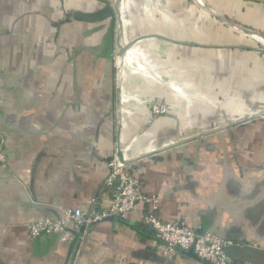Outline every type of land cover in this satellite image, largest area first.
I'll return each mask as SVG.
<instances>
[{"label": "crops", "instance_id": "0c3cea01", "mask_svg": "<svg viewBox=\"0 0 264 264\" xmlns=\"http://www.w3.org/2000/svg\"><path fill=\"white\" fill-rule=\"evenodd\" d=\"M204 2L264 35V0ZM116 19L132 48L115 66ZM261 44L193 0H0V264H209L160 254L146 203L69 244L28 237L63 209L106 207L117 148L160 219L229 241L234 264H264V118L243 122L264 110ZM152 102L167 114L149 119Z\"/></svg>", "mask_w": 264, "mask_h": 264}, {"label": "built area", "instance_id": "2783aa9c", "mask_svg": "<svg viewBox=\"0 0 264 264\" xmlns=\"http://www.w3.org/2000/svg\"><path fill=\"white\" fill-rule=\"evenodd\" d=\"M234 31V30H233ZM252 37L250 35H246ZM130 47L128 50H131ZM113 63L116 66V56L113 53ZM121 75H117L115 83L120 88ZM0 82V111L3 101L1 97ZM120 100L122 95L119 94ZM167 105L160 102L149 103V119L166 115ZM264 115L260 114L258 116ZM109 157V172L104 184L113 187V194L109 204L98 208L95 200L91 201L90 209L84 211L80 208L63 209L61 216L56 220L40 219L28 226V237L35 240L42 236H56L64 243L69 244L73 234L81 229L100 224L109 218L125 219L136 211L140 203L150 206L148 213L140 214L141 221L148 225L155 234L157 251L165 257H173L179 251H193L198 259L209 264H234L227 255V248L231 244L215 233L203 231L198 233L182 221H165L157 215V201L142 193V184L129 170L128 165L119 160L117 151ZM7 166V156L0 147V168Z\"/></svg>", "mask_w": 264, "mask_h": 264}, {"label": "water", "instance_id": "95a60500", "mask_svg": "<svg viewBox=\"0 0 264 264\" xmlns=\"http://www.w3.org/2000/svg\"><path fill=\"white\" fill-rule=\"evenodd\" d=\"M263 1V0H262ZM200 9H203L205 12L206 11H209V13L214 17V18H217L219 19V21L223 22L225 25H227L228 27H231L234 29V31L236 32H239V33H243V34H246V35H250L252 37H259L261 40H262V44H261V47L258 49V52H264V35L259 33V32H256V31H253L251 29H248V28H245L241 25H238L232 21H229L228 19L224 18L223 16L219 15L218 13H214L212 14L211 13V9L209 7H206L204 5V8H201L199 7ZM213 11V10H212ZM117 23H116V34H117V40H116V44H115V49H114V55L116 56V58L118 57H121L125 51H127L131 45H132V42L131 43H128V44H123L122 43V38H123V35H122V27L120 28L119 27V20L116 19ZM119 29H120V34H119ZM112 62H113V59H112ZM258 115H252L251 117H246L243 122H247L249 120H252V118L254 117H257ZM177 145H182V142H178ZM117 156L118 158H120V161L122 160L121 159V153L119 152V150L117 151ZM110 220H113L114 218H109ZM198 233L201 232L200 231H197ZM189 255H191L192 257H195L197 258V256L193 253V251H188Z\"/></svg>", "mask_w": 264, "mask_h": 264}, {"label": "rangeland", "instance_id": "374dc122", "mask_svg": "<svg viewBox=\"0 0 264 264\" xmlns=\"http://www.w3.org/2000/svg\"><path fill=\"white\" fill-rule=\"evenodd\" d=\"M202 1H203L204 5H205L206 7H209V6H207L206 2H204V0H201V2H202ZM189 2L192 3V0H189ZM197 7H198V6H197ZM201 13H202V12H201ZM201 13H200V14H201ZM200 14H199V10H198V9L196 10V13L193 14V17H194V19H195V22H196V25H197V26H202V23L204 22L203 18L200 17ZM257 118H258V119L264 118V115L257 116Z\"/></svg>", "mask_w": 264, "mask_h": 264}, {"label": "bare ground", "instance_id": "6f19581e", "mask_svg": "<svg viewBox=\"0 0 264 264\" xmlns=\"http://www.w3.org/2000/svg\"><path fill=\"white\" fill-rule=\"evenodd\" d=\"M193 2L195 3L196 6L204 8V4L201 2V0H193ZM206 12L209 13V11H206ZM211 13L214 14L215 12L211 10ZM231 29L234 30L233 28H231ZM118 32L120 34V30ZM241 34H243V33H241ZM243 35H246V34H243ZM263 113H264V110L260 109L259 111H255L254 114H252V115H260V114H263Z\"/></svg>", "mask_w": 264, "mask_h": 264}, {"label": "trees", "instance_id": "16d2710c", "mask_svg": "<svg viewBox=\"0 0 264 264\" xmlns=\"http://www.w3.org/2000/svg\"><path fill=\"white\" fill-rule=\"evenodd\" d=\"M120 220H122V219H120Z\"/></svg>", "mask_w": 264, "mask_h": 264}]
</instances>
